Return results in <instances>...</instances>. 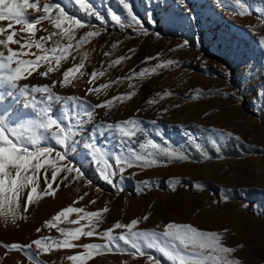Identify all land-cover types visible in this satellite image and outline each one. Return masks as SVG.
<instances>
[{
  "label": "rangeland",
  "instance_id": "374dc122",
  "mask_svg": "<svg viewBox=\"0 0 264 264\" xmlns=\"http://www.w3.org/2000/svg\"><path fill=\"white\" fill-rule=\"evenodd\" d=\"M86 2L107 22L101 23L95 15L90 16L74 0H42V3L59 4L69 16L87 22L84 28L76 30L77 40L88 31L100 34L79 50L66 54L59 70L47 78L34 74L20 81L21 85L51 87L53 81L62 80L64 71L83 59L84 67L75 74L77 78L72 85L62 87L57 83L52 89L62 97L60 102L51 105L53 116L61 117L64 112H71L74 105H81L77 109L79 123L73 121V127L68 130L73 136L67 149H62L53 138L41 143V146L53 147L52 158L57 151H67V163L81 169L83 177L72 179L75 172L61 171L57 183L53 184L57 188L55 196H34L26 212L23 206L19 208L18 216L26 218L18 219L13 225L10 217L5 221L0 216V264H17V261L22 264H71L66 257L84 249H59L50 253L41 250L36 261L30 260L25 252L2 246L27 245L48 236L63 239L56 228H47L44 222L68 206L85 211L107 206L109 211L103 214L97 227L101 235L116 222L128 224L148 215V220H141L136 230L159 232L169 222L191 224L200 230L221 234L225 246L236 248L231 259H239L241 264H264V45L261 44L264 41V0H241L245 8L236 0H228L223 5L218 0H124L131 4L132 12L142 22L131 27L128 23L118 26L110 19L109 9L121 15L122 20H130L128 10L119 0ZM29 13L32 19L43 14L32 13V10ZM7 23L0 22V27H6ZM42 27L48 28V22L37 26ZM19 28L20 25L15 26L16 30ZM48 32L37 31L36 39L47 36ZM20 35L23 37L25 33ZM52 41H60L62 46L68 43L59 36ZM45 46L53 44L47 42ZM12 47L18 48V45ZM31 51L43 54L35 47ZM158 53L157 59L145 62V57H157ZM121 56L126 58L119 65L109 67ZM129 56L131 59H127ZM169 59L178 63L165 67ZM145 69L148 70L145 75H138ZM152 69L156 72L152 73ZM45 70V67L39 69ZM93 71L104 75H98L89 83ZM129 76L132 78L112 83L117 78ZM100 85L110 86L100 88ZM90 88L100 90L89 94ZM0 92L4 96L0 113H6L10 122L39 118L32 108L24 107L12 88L5 86ZM133 92L135 95H131ZM121 95H131V99L111 107L96 108L91 117L84 115L85 107L103 104ZM70 97L75 99L70 100ZM149 100L154 103H147ZM41 107L45 105H38ZM128 120L139 121L142 129L130 140L104 130L103 125ZM228 133H232L233 138H229ZM149 140L190 159L173 158L167 166L157 163L150 167H127L123 161L116 165L115 155L126 153L128 149H134L141 156L157 152L148 144ZM212 140L217 143L212 144ZM93 141L109 154L113 168H125L122 175L114 177L115 186L105 182L89 156V151L94 150L89 148ZM196 145H200L210 158H205ZM157 159L162 162L169 157L158 155ZM52 170L48 168L49 180ZM65 175L68 180H64ZM143 181H150V186H145ZM44 187L41 173L39 188L42 191ZM28 191L30 188L25 190L24 200ZM81 196L83 200H79ZM77 200L79 202L73 204ZM92 200L96 202L90 203ZM76 218V214L70 215V219ZM85 223L57 221L61 228H75ZM37 228L42 231L37 233ZM125 231L116 229L113 235ZM106 242L95 236L75 241L79 244ZM241 244L243 248L238 247ZM32 250L35 251L34 245ZM143 250L145 255L135 257L128 252H101L94 254L87 264H123L125 261L127 264H153L150 257L160 264H171L156 249L145 247Z\"/></svg>",
  "mask_w": 264,
  "mask_h": 264
},
{
  "label": "snow or ice",
  "instance_id": "6c2138e0",
  "mask_svg": "<svg viewBox=\"0 0 264 264\" xmlns=\"http://www.w3.org/2000/svg\"><path fill=\"white\" fill-rule=\"evenodd\" d=\"M74 2L81 9L88 12L90 16L95 15L96 19L101 23L107 22L99 12L92 10L91 4L87 3L86 0H74ZM119 2L128 10L130 20H122L121 15L109 9L111 21L118 26L123 23H128L129 27L140 25L142 22L132 12L131 4L125 3L124 0H119ZM227 2L228 0H218V3L222 5ZM236 3L241 8H245L241 0H236ZM56 9H59V11H55ZM29 10L43 14L37 15L35 19H32L30 18L31 14ZM3 21H7L8 23L6 27H0V89L5 86L12 88L23 101L24 107L32 108L37 112L39 117L38 119L12 123L6 113H0V216H3L5 221L10 217L11 223L15 225L18 219L26 218L18 216L19 208L23 206L26 212L31 203H33L34 196H39L40 198H43L45 195L55 196L57 188H54L53 184L57 183V177L61 171L68 174L75 172L76 176L72 177V179L83 177L81 169L70 166L67 163V151H57L55 158H52L53 147L41 146V143L48 138H53L62 149H67L70 137L73 136V133L68 130L73 127V121L79 123L76 118L79 115L77 109L81 108V105H74L71 112H64L61 117L53 116L51 105L55 102H60L62 97L55 94L52 89L57 83L62 87L72 85L73 80L77 78L75 74L84 67V61L82 59L80 64L74 65L72 68L64 71L62 80L53 81L51 87L48 85H21L20 81L26 80L34 74L47 78L50 73L59 70L61 61L66 59V54L79 50L84 44L90 42L91 38L100 33L88 31L77 40L76 30L84 28L87 22L69 16L59 4L42 3V0H0V22ZM45 21L57 31L48 32V28H37L38 25H42ZM16 25H20L19 30L15 29ZM37 31L48 32V35L36 39ZM21 33H25V36L22 37ZM56 36H59L61 40L66 39L68 43L62 46L60 41H52V38ZM47 42H52L53 46L46 47ZM187 43L185 41V45ZM261 44L264 45V41H261ZM12 45H18V48H13ZM185 45H181L180 47ZM33 47L43 54L37 55L35 52H32L31 49ZM112 47L115 48L116 44H113ZM129 51L134 50L129 49ZM105 55L109 54L105 53ZM159 55L158 53L157 57H145V62L157 59ZM30 56L34 57V59L25 58ZM125 58L121 56L119 59L113 60L109 67L119 65ZM127 59H131V57L129 56ZM177 63L169 59L165 67L173 66ZM41 67H45L46 70L39 71ZM147 72L148 70L145 69L144 72L138 75L143 76ZM151 72L155 73L156 69H152ZM80 74L83 75V73ZM98 75L102 76L104 73L93 71L90 74L89 83H92ZM131 78V76L117 78L112 83ZM109 86L100 85V88ZM99 90V88H90L87 91L91 94L92 92L98 93ZM35 94L41 95L38 97ZM131 95H135V93L133 92ZM131 95L113 97L103 104L85 107L83 109L84 115L91 117L96 108L111 107L117 102L131 99ZM3 99V93L0 92V103L3 102ZM69 99L74 100L75 98L70 97ZM147 103L151 104L154 101L149 100ZM40 104L45 105V107L38 108ZM164 111H167V109H164ZM139 123V121L128 120L117 122L115 125L108 123L103 125V127L105 131H111L122 139L130 140L136 136L137 132L142 131ZM152 123L155 124L156 121ZM129 125H132V127H129ZM53 128L56 131H53ZM45 134L48 135L46 136ZM99 134L103 135L104 132H99ZM227 135L229 138H233L232 133H228ZM234 138L240 139L239 136H235ZM211 143L215 145L217 142L212 140ZM148 144L158 151L149 152L147 155L141 156L137 155L134 149H128L126 153L115 155L116 165H120L123 161L127 167H150L157 163H163L164 166H167V163L173 158L185 161L190 159L187 155H177L175 151L161 147L151 140L148 141ZM140 147L143 148L144 145L141 144ZM196 147L198 151L202 152L200 145H196ZM89 148H94V150L89 151V156L92 158L93 163L98 166L102 178L105 182L115 186L114 177L117 174L122 175L125 168H113L108 158L109 154L102 150L99 145L95 144L94 141L89 145ZM97 154H99V159H97ZM158 155H165L169 157V160L158 161ZM202 155H205V158H210L203 152ZM61 162L64 163L61 165ZM49 167L53 169L51 180L48 178ZM41 173H43L45 185L42 191L39 188ZM68 178V175L64 176V180H68ZM89 183L91 182L89 181ZM141 183L145 186H150L151 184L150 181H143ZM29 188L30 191L27 192V198L24 200L25 190ZM87 195L88 193H84V196ZM84 196L79 197V200H83ZM79 200L73 201V204L78 203ZM95 202V200L90 201L93 204ZM244 207H247V205H244ZM108 211L107 206L97 211H85L84 208L68 206L61 209L51 220L44 222L45 227L56 228L63 239H54L48 236L37 238L27 245L11 243L2 246L9 250L25 252L30 260L36 261H38L41 250L43 253H50L53 250L59 249H84L83 252L66 257L71 264H87V261L94 254L98 255L101 252H128L133 257L137 255L143 256L145 255L143 250L145 247L156 249L171 264H241L239 259L230 258L231 254L236 252V248L225 246L222 243L221 234L215 231L200 230L187 223L169 222L159 232L156 230H136L141 220H148V215H145L142 218L131 220L128 224L116 222L111 229H108L101 235L97 231V227L102 221L103 214ZM71 214H76L77 218L75 220L70 219ZM62 220L69 224H80L81 221H86V223L75 228H61L58 226L57 221ZM116 229H126V231L116 236L113 235ZM36 231L40 233L42 229L37 228ZM224 231L226 232L227 229ZM94 236L105 239L107 242L105 244L75 243V241H79L81 238H92ZM120 242L129 247L122 246ZM33 245L35 246V251L32 250ZM238 247L243 248L244 245L241 244ZM149 259L153 264H160L155 258L150 257ZM17 264H22V262L17 261ZM123 264H127V262L125 261Z\"/></svg>",
  "mask_w": 264,
  "mask_h": 264
},
{
  "label": "bare ground",
  "instance_id": "6f19581e",
  "mask_svg": "<svg viewBox=\"0 0 264 264\" xmlns=\"http://www.w3.org/2000/svg\"><path fill=\"white\" fill-rule=\"evenodd\" d=\"M32 13H35L33 10H32ZM37 14V13H36ZM48 28L50 29V32L51 31H57L56 29L52 28L49 24H48Z\"/></svg>",
  "mask_w": 264,
  "mask_h": 264
}]
</instances>
